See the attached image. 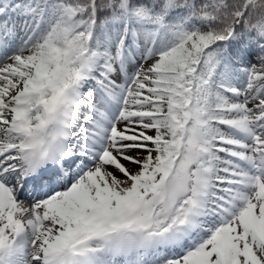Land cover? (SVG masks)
<instances>
[{
	"label": "snow or ice",
	"instance_id": "obj_1",
	"mask_svg": "<svg viewBox=\"0 0 264 264\" xmlns=\"http://www.w3.org/2000/svg\"><path fill=\"white\" fill-rule=\"evenodd\" d=\"M0 264H264V0H0Z\"/></svg>",
	"mask_w": 264,
	"mask_h": 264
}]
</instances>
